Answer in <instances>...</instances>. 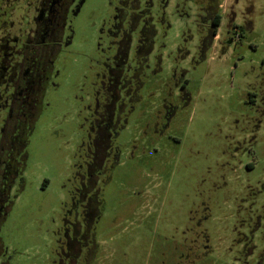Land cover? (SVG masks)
Segmentation results:
<instances>
[{
    "label": "rangeland",
    "instance_id": "obj_1",
    "mask_svg": "<svg viewBox=\"0 0 264 264\" xmlns=\"http://www.w3.org/2000/svg\"><path fill=\"white\" fill-rule=\"evenodd\" d=\"M118 1L84 0L70 15L0 222V264H251L264 198V0H212L218 38L201 52L208 0H155L148 67L132 80L139 99L113 163L81 187L110 46L102 29Z\"/></svg>",
    "mask_w": 264,
    "mask_h": 264
},
{
    "label": "flooded vegetation",
    "instance_id": "obj_2",
    "mask_svg": "<svg viewBox=\"0 0 264 264\" xmlns=\"http://www.w3.org/2000/svg\"><path fill=\"white\" fill-rule=\"evenodd\" d=\"M83 2L84 0H0V222L10 207V191L16 179L19 161L23 158L19 154V144L25 130L26 117L31 120L38 114L37 104L51 81L55 57L62 44L69 39L68 35L65 36V30L70 15H75ZM154 2L155 0L152 2L153 7ZM136 4L137 0H119L110 17L109 27L102 29V33L107 30L110 46L108 45L107 51L101 49V69L93 83L94 105L88 117L89 140L84 148L83 159L78 164L82 173L78 181L81 187H89L100 166L112 164L116 156L113 138L120 125L126 121L122 119L132 105L128 106L125 102L126 86L130 82V62L132 59L137 61L141 70L148 67L147 55L153 47L146 50L148 39L145 37L151 35V32L147 31L146 34L141 20H136L129 14L130 8H134ZM139 7L143 9L141 5ZM217 7V3L208 0V4L202 8L205 34L200 39V52L206 47L205 38L213 17L218 13ZM135 25L137 28L133 32ZM218 27L216 33L209 38V45L213 39L218 38ZM142 55H145L144 58H141ZM119 82L123 84L124 102L114 114V85ZM104 90L108 105L100 112L95 94ZM261 105L264 107V98L261 99ZM35 107V111L29 114ZM255 222L261 229L260 247L254 256V246L251 245L248 252L253 256L251 264H264V198ZM69 253L72 256V247H69ZM2 254L1 247L0 258ZM247 255H244L245 261Z\"/></svg>",
    "mask_w": 264,
    "mask_h": 264
},
{
    "label": "trees",
    "instance_id": "obj_3",
    "mask_svg": "<svg viewBox=\"0 0 264 264\" xmlns=\"http://www.w3.org/2000/svg\"><path fill=\"white\" fill-rule=\"evenodd\" d=\"M153 1L154 0H137L136 6L134 8H130V13H129L132 16V18H134L136 20L137 19L141 20V22L144 25V26H142L143 27L142 29H144L146 34H147V31L151 32V35L145 37V38L148 39L147 42H146V50L151 47V44L153 42V40L151 39V36L154 33V31H155V29H154V18H155V16H154L153 8H152L153 7V4H152ZM166 1L167 0H163L162 1V3H161L162 8L165 6ZM138 2H140V4ZM140 5H141V7L143 9H140V7H139ZM220 21H221V16L218 13H216L215 16L212 19L211 25L209 26L208 35L205 38L206 41L204 43H205L206 47L209 46V43H208L209 42V38H211L213 36V34L216 33V28L219 26ZM134 27H135L134 28L135 30L133 32L136 31L137 25H135ZM144 56L145 55H142L141 58H144ZM130 66H131V64H130ZM134 67L136 68V70H135V72L132 70L131 74L133 75V77L130 78L129 86H126L127 87V89H126V92H127V96L126 97H127V99L125 100L126 105H128L129 103L133 104L139 99L138 86L140 84L136 87L135 85H133V81H134V77L137 78V76H140L144 72L140 69V66H138V62L137 61H136L135 66H133V68ZM120 83L121 82L116 83V85H114L115 91H114V98L112 100V103H113L112 107H113V113L114 114H116V109L120 106V104H122L124 102V95L122 94L123 84L121 83V85L117 87V84H120ZM105 98H106L105 90L102 91V92H99L98 94H95L96 102H97L98 105H100V107H99L100 108V112H103V108L108 105ZM35 109H36V107L33 110H31V112H29V114L34 112ZM34 120H35V118H33V117H32L31 120L26 117L25 130H24V133L21 136V144H19V150H20L19 154L20 155L22 154V156H23V151L25 149L24 147H25V145L27 143V138H28V136H29V134L31 132V129L33 127ZM21 125H22V123H21ZM4 131H6L5 127H4ZM19 162H20V164H19V166L16 169V177L15 178L20 176L21 173H22L21 172L22 171V160H20ZM79 162L77 164H79ZM80 173H81V171H78L77 175L81 176ZM75 191H78L80 198H83V196L86 193V190H82V189H75ZM75 191H73V195H74ZM79 196H78V198H79ZM0 242H1V240H0ZM1 247H2V243L0 245V248Z\"/></svg>",
    "mask_w": 264,
    "mask_h": 264
}]
</instances>
